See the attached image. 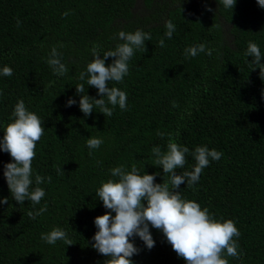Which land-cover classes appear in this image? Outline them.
Instances as JSON below:
<instances>
[{
	"label": "trees",
	"instance_id": "obj_1",
	"mask_svg": "<svg viewBox=\"0 0 264 264\" xmlns=\"http://www.w3.org/2000/svg\"><path fill=\"white\" fill-rule=\"evenodd\" d=\"M169 20L176 26L171 39L164 36ZM137 29L151 35L147 51H135L122 83L109 82L127 93V110L117 106L110 117L98 111L84 116L75 85L85 83V94L99 98L79 79L92 48L102 56L123 42L119 31ZM249 42L264 55V8L256 0H236L232 11L217 0H0V69H13L12 76L0 75V136L23 100L45 127L32 161L33 187L35 175L51 177L39 185L45 191L40 204L18 205L3 176L11 157L0 151V197L9 198L0 204V264H104L106 258L91 247L94 217L106 211L96 189L121 164L129 170L135 165L140 174L157 173L156 182H162L151 149L166 150L169 135L190 152L203 145L223 153L193 189L182 184L179 192L214 218L235 222L239 256L229 257V264H264V81L259 68L249 70ZM200 43L211 56H184ZM53 47L69 69L63 76L46 63ZM69 98L77 103L66 106ZM90 137L102 145L90 150ZM194 163L189 155L177 173ZM44 205L43 215L29 218V211ZM54 227L74 244L43 241L41 234ZM150 231L155 246L149 250L135 238L140 251L131 258L134 264H185L160 231Z\"/></svg>",
	"mask_w": 264,
	"mask_h": 264
},
{
	"label": "clouds",
	"instance_id": "obj_2",
	"mask_svg": "<svg viewBox=\"0 0 264 264\" xmlns=\"http://www.w3.org/2000/svg\"><path fill=\"white\" fill-rule=\"evenodd\" d=\"M225 9H232L236 0H217ZM259 7L264 8V0H256ZM211 11V9H208ZM68 16L69 12L62 14ZM19 25V21L17 22ZM164 36L172 38L176 26L171 20L165 22ZM119 40L114 49L103 52L102 56L98 47L92 48V59L86 65V71L79 75L81 81H86L87 86L97 90L99 98L85 94V83L75 85V91L80 94L78 106L84 116H90L93 111H98L105 116H111L118 106L127 110V93L117 87H110L109 82L122 83L129 74V61L136 50L142 53L147 51L145 41H151V35L143 30L134 32H118ZM159 46L164 47V40L159 41ZM212 55V50L204 43L190 46L184 50V56L196 57L199 53ZM249 70L259 68V78L264 81V63H261V53L256 43L249 42L244 53ZM62 54L56 47L50 51L46 63L57 76L65 75L69 69L62 62ZM108 58L112 62L106 64ZM13 69L4 66L0 75L12 76ZM77 101L69 98L66 106L70 107ZM175 107V102H173ZM95 109V110H94ZM12 119L4 126L3 135L0 136V151L6 152L11 161L4 164L3 176L5 178L11 199L18 205L30 201L33 206L40 204L45 196L43 188L39 187L45 180L51 182V177L35 175L33 187L32 161L36 157V145L44 135V121L28 110L23 100L18 101L11 113ZM163 137L164 133H157ZM103 140L90 137L86 146L90 150L98 149ZM153 166L162 168V182H156L157 173L140 174V170L132 165L130 170L123 164L111 168L112 178L96 189L95 196L102 202L106 211L94 217L96 231L91 240V247L105 257L104 264H134L131 259L138 254L140 249L133 242L139 238L145 248L152 249L155 241L150 228L163 234L166 242L171 246L178 258L185 264H229V257H238L237 239L239 229L231 219H216L207 207L193 200L181 196L180 186L187 185L193 189L198 183L203 170L211 161H219L223 155L216 149L207 146H196L190 152L187 146L174 142L171 135L166 150L160 146L151 149ZM91 154V152H90ZM191 155L195 163L192 169L177 173V169H184L187 157ZM63 172L61 166L57 173ZM167 176V180H163ZM8 197H0V204H8ZM47 205L38 210L29 211L30 219L43 215ZM73 215V214H72ZM41 239L47 244L55 245L62 241L64 245H73L68 233L54 227L47 233L41 234Z\"/></svg>",
	"mask_w": 264,
	"mask_h": 264
}]
</instances>
